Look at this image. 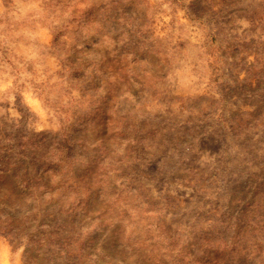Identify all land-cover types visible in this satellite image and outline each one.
<instances>
[{
  "label": "rangeland",
  "instance_id": "374dc122",
  "mask_svg": "<svg viewBox=\"0 0 264 264\" xmlns=\"http://www.w3.org/2000/svg\"><path fill=\"white\" fill-rule=\"evenodd\" d=\"M0 264H264V0H0Z\"/></svg>",
  "mask_w": 264,
  "mask_h": 264
}]
</instances>
